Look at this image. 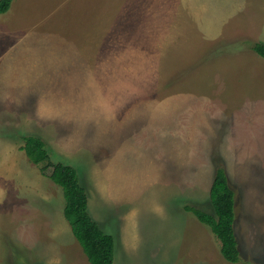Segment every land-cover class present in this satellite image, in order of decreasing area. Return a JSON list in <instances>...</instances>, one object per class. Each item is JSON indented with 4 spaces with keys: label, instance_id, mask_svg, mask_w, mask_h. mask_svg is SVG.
Instances as JSON below:
<instances>
[{
    "label": "rangeland",
    "instance_id": "374dc122",
    "mask_svg": "<svg viewBox=\"0 0 264 264\" xmlns=\"http://www.w3.org/2000/svg\"><path fill=\"white\" fill-rule=\"evenodd\" d=\"M250 41L264 44V0H13L0 14V264H89L51 169L20 149L28 135L77 170L113 264H232L185 211L213 214L219 168L234 264H264V59Z\"/></svg>",
    "mask_w": 264,
    "mask_h": 264
},
{
    "label": "trees",
    "instance_id": "16d2710c",
    "mask_svg": "<svg viewBox=\"0 0 264 264\" xmlns=\"http://www.w3.org/2000/svg\"><path fill=\"white\" fill-rule=\"evenodd\" d=\"M11 0H0V14L5 13ZM250 52L264 59V44L246 42ZM21 150L40 171L51 169L50 180L62 192L63 217L70 226L73 237L78 242L89 264H113L114 237L105 233L88 211V195L81 185L77 170L63 162H54L46 144L37 136H22ZM209 201L213 214L194 207H185L200 223L209 227L220 242V254L229 263L239 261V251L234 233V192L229 185L226 172L215 171L210 189Z\"/></svg>",
    "mask_w": 264,
    "mask_h": 264
},
{
    "label": "crops",
    "instance_id": "0c3cea01",
    "mask_svg": "<svg viewBox=\"0 0 264 264\" xmlns=\"http://www.w3.org/2000/svg\"><path fill=\"white\" fill-rule=\"evenodd\" d=\"M12 2H13V0H12ZM11 2V3H12ZM11 3H10V5H11ZM261 43V42H260ZM0 73H1V71H0ZM2 99V97H0V100ZM213 243V242H212ZM214 244V243H213ZM212 244V245H213ZM212 245H208L207 246V248H206V250H207V252L210 254V253H212V250H213V248L211 247ZM181 264H183V262H181Z\"/></svg>",
    "mask_w": 264,
    "mask_h": 264
}]
</instances>
